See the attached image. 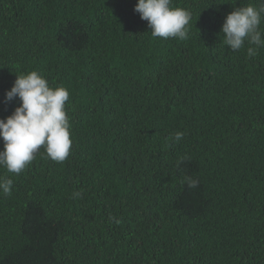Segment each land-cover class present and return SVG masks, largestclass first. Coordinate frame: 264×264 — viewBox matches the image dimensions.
<instances>
[{
  "label": "trees",
  "instance_id": "trees-1",
  "mask_svg": "<svg viewBox=\"0 0 264 264\" xmlns=\"http://www.w3.org/2000/svg\"><path fill=\"white\" fill-rule=\"evenodd\" d=\"M256 2L172 0L192 13L181 41L136 0H0V119L35 70L69 91L72 140L63 162L0 168V264H264V47L220 32Z\"/></svg>",
  "mask_w": 264,
  "mask_h": 264
},
{
  "label": "clouds",
  "instance_id": "clouds-1",
  "mask_svg": "<svg viewBox=\"0 0 264 264\" xmlns=\"http://www.w3.org/2000/svg\"><path fill=\"white\" fill-rule=\"evenodd\" d=\"M133 10L147 21L154 38L188 39L192 19L190 10L173 7L172 0H136ZM264 0L233 6L221 26L222 44L232 51L246 48L249 58L255 57L264 47ZM247 46V47H246ZM18 98L19 106L7 117L0 119V168L19 175L34 160L35 154L43 148L49 159L63 162L70 154V122L66 110L69 91L62 85H50L37 71L16 75L10 90L4 94L5 101ZM184 133L176 132L179 141ZM187 157L181 158L186 159ZM189 187H196L198 181L186 177ZM13 180L0 176V193L10 196ZM79 196V193H74Z\"/></svg>",
  "mask_w": 264,
  "mask_h": 264
}]
</instances>
